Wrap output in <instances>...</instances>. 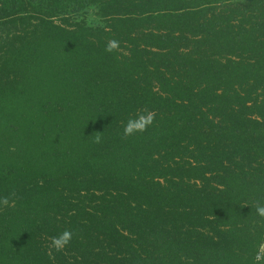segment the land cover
<instances>
[{
    "label": "trees",
    "instance_id": "1",
    "mask_svg": "<svg viewBox=\"0 0 264 264\" xmlns=\"http://www.w3.org/2000/svg\"><path fill=\"white\" fill-rule=\"evenodd\" d=\"M9 63L40 125L0 160V264H264V0H0Z\"/></svg>",
    "mask_w": 264,
    "mask_h": 264
},
{
    "label": "rangeland",
    "instance_id": "2",
    "mask_svg": "<svg viewBox=\"0 0 264 264\" xmlns=\"http://www.w3.org/2000/svg\"><path fill=\"white\" fill-rule=\"evenodd\" d=\"M78 17L79 21H84L91 27L104 22L101 11L94 6L89 7L86 12L80 13ZM11 66L12 64L9 63L6 64L3 71L0 69L2 73V75L0 74V112H2L0 117V160L5 158L14 166V169H17L23 165L27 167L33 159V156L31 157L27 152L28 146L31 144V138L28 140L25 138L32 128H37L40 124L33 123V120L37 119L34 116L37 115L36 104L30 100L32 93L25 86L26 81L23 79L25 72L22 71L21 73L17 69L14 70ZM21 69L25 70L26 68ZM59 74L58 72L57 76ZM3 75L11 77L10 79H4L2 78ZM254 81V79H251L249 81L250 85ZM23 91L25 94H23ZM23 95H29V97H24ZM262 112L264 113V109ZM20 145L25 148L22 154L17 152V148ZM3 193L5 194V192ZM34 223L36 224L35 219ZM259 252L258 256L261 258L264 254V243H262Z\"/></svg>",
    "mask_w": 264,
    "mask_h": 264
},
{
    "label": "clouds",
    "instance_id": "3",
    "mask_svg": "<svg viewBox=\"0 0 264 264\" xmlns=\"http://www.w3.org/2000/svg\"><path fill=\"white\" fill-rule=\"evenodd\" d=\"M119 48V42L116 40L109 41V43L106 46V51L111 53L114 51H117ZM154 114L152 112H146V113H139L135 118H130L125 125L124 128V135L132 136L137 132H146L147 129L154 123ZM96 142H100V137L96 136ZM12 196L15 195V193L11 194ZM14 203V201H12ZM0 205L2 206H10V197L5 196L0 198ZM256 212L259 216L264 217V206H262L260 203H257L256 205ZM73 232L71 230H64L62 233L58 234L57 236H54L51 238V248L55 249L57 252L64 251L67 247H69L73 240Z\"/></svg>",
    "mask_w": 264,
    "mask_h": 264
}]
</instances>
